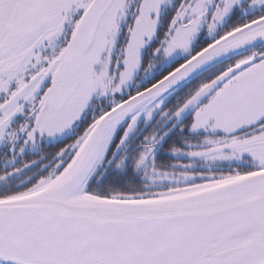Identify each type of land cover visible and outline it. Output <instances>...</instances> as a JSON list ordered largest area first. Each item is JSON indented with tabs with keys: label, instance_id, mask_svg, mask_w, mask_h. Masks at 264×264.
Instances as JSON below:
<instances>
[{
	"label": "snow or ice",
	"instance_id": "6c2138e0",
	"mask_svg": "<svg viewBox=\"0 0 264 264\" xmlns=\"http://www.w3.org/2000/svg\"><path fill=\"white\" fill-rule=\"evenodd\" d=\"M259 42L264 0H0V264H264Z\"/></svg>",
	"mask_w": 264,
	"mask_h": 264
},
{
	"label": "trees",
	"instance_id": "16d2710c",
	"mask_svg": "<svg viewBox=\"0 0 264 264\" xmlns=\"http://www.w3.org/2000/svg\"><path fill=\"white\" fill-rule=\"evenodd\" d=\"M161 26H163V24ZM122 34L124 35V32H122ZM144 54H145L144 59L147 60L148 59L147 49L145 50ZM167 65L162 66L161 68L167 67ZM75 134H76L75 131H72V133L69 136L62 138L61 141H66L68 139H71L74 137ZM56 143L57 142H49L48 145H44L45 150L52 151L56 147ZM168 147L169 144H164L163 146H161L160 151L157 153L158 160L165 165L171 164L172 162H174V159H176L174 155L168 151ZM131 150L132 149H130L129 151L131 152ZM144 182L145 181L143 180L142 171H138L137 169H134L131 163H129L127 166L123 168H118L109 165L107 170L105 171L104 176L101 177L102 186L105 188L109 186L115 188H127L129 185L139 188Z\"/></svg>",
	"mask_w": 264,
	"mask_h": 264
},
{
	"label": "rangeland",
	"instance_id": "374dc122",
	"mask_svg": "<svg viewBox=\"0 0 264 264\" xmlns=\"http://www.w3.org/2000/svg\"><path fill=\"white\" fill-rule=\"evenodd\" d=\"M171 2L173 3V0H171ZM121 29H122V31H121L120 38L123 39L124 35L122 34V32H124V29H125V25H124L123 22H121ZM200 37L207 38V37L204 35L203 30L201 31V35H200ZM200 37H198V39H199ZM145 50H146V49L142 50V55H143V56L145 55V54H144V53H145ZM179 55H180V54H179V52H178V53H177V57H179ZM168 63H169V61H165L163 64L158 65L156 71H158L162 66H165V65H167ZM71 133H72V132H66L65 135H64V137H62V138H65V137L69 136ZM62 138H61V139H62ZM48 144H49V143H46L45 145H48ZM249 158H250V157H249ZM223 163H224L225 168H227V165H228L229 162L225 161V162H223ZM233 163H236V164H237L238 162L235 161V160H233V161L231 162V164H233ZM196 167H197V169H199V168H200V165L197 164ZM137 170H138V171H142V173H143V170H142V169H137ZM143 180L145 181V177H144V176H143Z\"/></svg>",
	"mask_w": 264,
	"mask_h": 264
},
{
	"label": "flooded vegetation",
	"instance_id": "af4514ba",
	"mask_svg": "<svg viewBox=\"0 0 264 264\" xmlns=\"http://www.w3.org/2000/svg\"><path fill=\"white\" fill-rule=\"evenodd\" d=\"M173 3H174V0H173ZM244 52L240 53V54H243ZM160 151V149L158 150V152ZM157 152V153H158ZM175 158H181V159H186V157H183V156H174ZM250 159V158H249ZM236 163H233V167L235 166ZM225 167V166H224Z\"/></svg>",
	"mask_w": 264,
	"mask_h": 264
},
{
	"label": "water",
	"instance_id": "95a60500",
	"mask_svg": "<svg viewBox=\"0 0 264 264\" xmlns=\"http://www.w3.org/2000/svg\"><path fill=\"white\" fill-rule=\"evenodd\" d=\"M259 43H264V42H259ZM246 51V48H242V49H239L238 52L239 53H242V52H245ZM231 55V54H230Z\"/></svg>",
	"mask_w": 264,
	"mask_h": 264
}]
</instances>
